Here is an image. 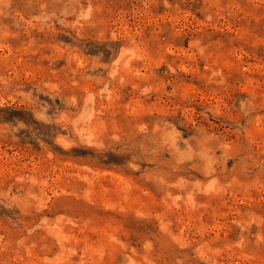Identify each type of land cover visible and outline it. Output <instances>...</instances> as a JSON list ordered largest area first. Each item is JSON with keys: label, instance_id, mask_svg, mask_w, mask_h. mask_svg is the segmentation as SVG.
<instances>
[{"label": "rangeland", "instance_id": "374dc122", "mask_svg": "<svg viewBox=\"0 0 264 264\" xmlns=\"http://www.w3.org/2000/svg\"><path fill=\"white\" fill-rule=\"evenodd\" d=\"M0 264H264V0H0Z\"/></svg>", "mask_w": 264, "mask_h": 264}]
</instances>
